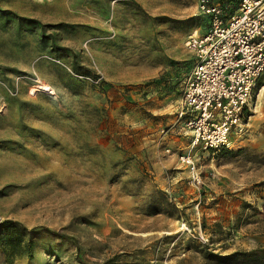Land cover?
Masks as SVG:
<instances>
[{
	"label": "rangeland",
	"instance_id": "374dc122",
	"mask_svg": "<svg viewBox=\"0 0 264 264\" xmlns=\"http://www.w3.org/2000/svg\"><path fill=\"white\" fill-rule=\"evenodd\" d=\"M198 1L0 0V238L11 220L31 244L0 246V264H218L205 254L264 247V88L228 149L190 150L199 182L178 159L188 142L160 138L185 41L207 27Z\"/></svg>",
	"mask_w": 264,
	"mask_h": 264
},
{
	"label": "built area",
	"instance_id": "2783aa9c",
	"mask_svg": "<svg viewBox=\"0 0 264 264\" xmlns=\"http://www.w3.org/2000/svg\"><path fill=\"white\" fill-rule=\"evenodd\" d=\"M198 10L207 27L185 41L191 66L179 83L174 119L159 131L161 140L173 133L188 138L178 159L192 182L199 176L190 150L228 149L264 88V0H239L231 13L217 1L199 0Z\"/></svg>",
	"mask_w": 264,
	"mask_h": 264
},
{
	"label": "trees",
	"instance_id": "16d2710c",
	"mask_svg": "<svg viewBox=\"0 0 264 264\" xmlns=\"http://www.w3.org/2000/svg\"><path fill=\"white\" fill-rule=\"evenodd\" d=\"M217 2H219L229 13H231L237 7L239 0H217ZM2 225L4 227V232L0 238V246L2 247V251L6 254V256H20L28 252L31 244H25L20 230H18L15 226L16 223L11 220H5L2 222ZM34 228H32L31 231L34 230ZM21 229L24 231L27 230L24 227ZM239 255L245 256L246 258H249L251 261L258 264H264V247H260L257 250L250 252H232L227 255H219L217 253L207 252L205 257L209 259H215L216 263L218 264H231L236 261V257Z\"/></svg>",
	"mask_w": 264,
	"mask_h": 264
},
{
	"label": "crops",
	"instance_id": "0c3cea01",
	"mask_svg": "<svg viewBox=\"0 0 264 264\" xmlns=\"http://www.w3.org/2000/svg\"><path fill=\"white\" fill-rule=\"evenodd\" d=\"M177 102H178V100H176L174 104H171V106H173V108L169 111V113H174V111L176 109ZM168 137L169 138L166 137L167 139H165L166 141L164 143L168 144L167 146L172 144V146L175 147L177 149V151H179V149H183L186 145L185 143L188 141L187 137L182 136V135H178L176 133L170 134V135H168Z\"/></svg>",
	"mask_w": 264,
	"mask_h": 264
},
{
	"label": "bare ground",
	"instance_id": "6f19581e",
	"mask_svg": "<svg viewBox=\"0 0 264 264\" xmlns=\"http://www.w3.org/2000/svg\"><path fill=\"white\" fill-rule=\"evenodd\" d=\"M45 88H47V86Z\"/></svg>",
	"mask_w": 264,
	"mask_h": 264
}]
</instances>
